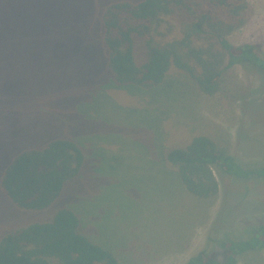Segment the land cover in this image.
Wrapping results in <instances>:
<instances>
[{"label": "rangeland", "instance_id": "374dc122", "mask_svg": "<svg viewBox=\"0 0 264 264\" xmlns=\"http://www.w3.org/2000/svg\"><path fill=\"white\" fill-rule=\"evenodd\" d=\"M114 1L17 0L14 15L0 22V176L13 155L56 138L78 142L87 160L47 208L20 209L0 189V240L69 208L83 219L84 231L112 245L121 264H184L204 247L223 258L221 241L209 236L238 225L245 232L249 223L240 224L241 215L264 204V183L228 180L234 196H226L222 208V193L203 202L179 191L169 197L166 186L148 194L135 178L156 161L162 143L174 148L195 135L214 138L244 161L262 162L264 93L248 101L260 85L259 74L237 64L223 73L213 94L177 70L166 82H175L169 95L155 98L119 85L103 41V13ZM247 1L244 24L227 38L264 51V0ZM62 38L67 47L55 45ZM137 43L141 60L146 49ZM105 161L110 167L102 168ZM246 191L248 203L242 202ZM218 213L229 229L213 225ZM263 214L252 212L254 223ZM238 264H264V249L240 255Z\"/></svg>", "mask_w": 264, "mask_h": 264}, {"label": "trees", "instance_id": "16d2710c", "mask_svg": "<svg viewBox=\"0 0 264 264\" xmlns=\"http://www.w3.org/2000/svg\"><path fill=\"white\" fill-rule=\"evenodd\" d=\"M247 5V0L110 3L103 13V41L114 80L119 85L137 87L141 95L148 93L156 98L173 91L175 82L170 80L168 86L166 82L169 74L177 70L191 75L204 93L213 94L220 88L223 73L241 64L247 71L259 74L260 85L248 101L255 100L254 96L264 93V51L256 44L236 45L227 38L244 24ZM16 7L17 0H0V22L10 20ZM138 40L146 49L141 60ZM67 44L65 38L55 41L57 47ZM187 140L186 145L174 148L162 143L156 161L152 165L147 163L144 175L135 178L138 186L146 185L148 194L158 193V187L166 186L169 197L183 192L202 202L222 193L223 208L224 198L234 196L228 180L264 183V157L262 162L244 161L206 135ZM13 156L0 176V189L20 209L47 208L64 185L79 176L83 165H87L82 146L69 138H56L42 148H26ZM106 166L110 167L108 161L102 168ZM216 173L223 181V191ZM246 193L243 192L242 202L248 203ZM254 206L252 212L264 210L263 203ZM251 211L241 215L240 224L249 223L245 232L238 225L233 227V234L229 233L232 230H222L209 236V240L221 241L223 258L204 247L184 264H238L240 255L263 250L264 214L258 218L259 223H254ZM219 217L218 213L213 225L229 229ZM117 256L101 236L95 239L88 228L84 231L83 219L69 208H61L49 221L19 226L0 240V264H121Z\"/></svg>", "mask_w": 264, "mask_h": 264}]
</instances>
